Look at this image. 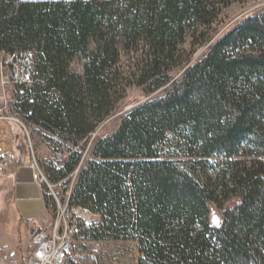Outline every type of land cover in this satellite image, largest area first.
I'll return each mask as SVG.
<instances>
[{
	"label": "trees",
	"instance_id": "obj_1",
	"mask_svg": "<svg viewBox=\"0 0 264 264\" xmlns=\"http://www.w3.org/2000/svg\"><path fill=\"white\" fill-rule=\"evenodd\" d=\"M245 1L0 0V52L35 60L14 110L46 135L49 182L67 193L79 169L69 205L99 217L79 225L76 241L135 242L137 264H264V8L214 41L208 32ZM131 86L166 89L96 140L82 165ZM13 148L27 167L25 141ZM58 154L67 157L55 163ZM198 166L218 185L199 179ZM233 197L239 204L214 225L213 205Z\"/></svg>",
	"mask_w": 264,
	"mask_h": 264
},
{
	"label": "rangeland",
	"instance_id": "obj_2",
	"mask_svg": "<svg viewBox=\"0 0 264 264\" xmlns=\"http://www.w3.org/2000/svg\"><path fill=\"white\" fill-rule=\"evenodd\" d=\"M263 8L264 0H246L244 3H237L225 9L218 18L217 22L208 31L212 37V41L217 39L223 32L242 18L258 13L263 10ZM191 43L192 38L188 37L185 44L182 46V50L186 54H190L192 51ZM206 48L207 46L199 49L193 56L192 62L201 58ZM122 63L124 70L128 69L131 64L126 58L123 59ZM72 67L78 72H83V62L80 60H75ZM183 71L184 70L182 68L175 70L172 75L175 79H177L181 76ZM165 89L148 94L141 87H129L126 90V98L120 102L114 113L97 128L96 132L88 141V148L82 165L90 158L93 143L96 140L115 133L118 130L123 118L132 109L141 103L162 96ZM28 131L31 142H29L27 132H25L20 126L13 122H2L0 124V156L4 155L6 152L14 150L13 142L15 139H19L25 141L27 144L29 152L27 153L26 158L30 159L32 156L31 152L33 151L34 156L41 165L43 162L51 159L53 154L48 142L46 141L45 133L34 126H30ZM176 160L181 161V163H187L188 159L179 157L176 158ZM212 161H220V159L214 158ZM14 166L15 165H12L7 173L0 176V246L5 244L13 247L20 246L28 241L29 233L31 231L16 206L15 176L17 173L15 172L16 169L13 170ZM195 174L204 183L218 185L217 177L212 173L199 168V166L195 169ZM78 175L79 169L74 173L72 178L73 183H71L68 189L71 187L73 191ZM53 190L59 197H64L66 186L63 184L59 187L53 186ZM45 194L52 198L49 190H46ZM47 203L48 202H46V204ZM238 204V199L233 197L230 198L229 201L223 203L222 208L213 205L212 218L215 216L220 221L226 209H232ZM93 219V223L99 222V217L95 216ZM74 253L75 264H137L140 258L138 244L135 242L107 241L101 243H91L75 240Z\"/></svg>",
	"mask_w": 264,
	"mask_h": 264
},
{
	"label": "built area",
	"instance_id": "obj_3",
	"mask_svg": "<svg viewBox=\"0 0 264 264\" xmlns=\"http://www.w3.org/2000/svg\"><path fill=\"white\" fill-rule=\"evenodd\" d=\"M34 68V56L30 52H0V124L5 121L17 124L27 132L29 142L28 124L14 110V105L21 87L33 83ZM31 153L27 167L32 170L33 183L42 195L45 211L37 219L25 220L31 230L26 243L16 247L6 244L0 246V264H75L74 242L78 227L81 223L91 225L95 215L88 209L69 205L71 187L64 197L56 195L53 186L59 187L64 182L52 185L33 151ZM66 157L56 155L55 163H61ZM17 161L13 150L0 156V176L7 173ZM46 190L51 193L54 206L46 204Z\"/></svg>",
	"mask_w": 264,
	"mask_h": 264
},
{
	"label": "water",
	"instance_id": "obj_4",
	"mask_svg": "<svg viewBox=\"0 0 264 264\" xmlns=\"http://www.w3.org/2000/svg\"><path fill=\"white\" fill-rule=\"evenodd\" d=\"M15 198L17 209L25 220L37 219L45 211L42 195L33 183L32 170L28 167L20 169L15 176Z\"/></svg>",
	"mask_w": 264,
	"mask_h": 264
},
{
	"label": "snow or ice",
	"instance_id": "obj_5",
	"mask_svg": "<svg viewBox=\"0 0 264 264\" xmlns=\"http://www.w3.org/2000/svg\"><path fill=\"white\" fill-rule=\"evenodd\" d=\"M213 222H214L215 224L219 225V220H218V218H216L215 216L213 217Z\"/></svg>",
	"mask_w": 264,
	"mask_h": 264
},
{
	"label": "crops",
	"instance_id": "obj_6",
	"mask_svg": "<svg viewBox=\"0 0 264 264\" xmlns=\"http://www.w3.org/2000/svg\"><path fill=\"white\" fill-rule=\"evenodd\" d=\"M25 168H26V167H25ZM14 169H16L15 172L18 173V171H19L21 168L17 167V163H16L15 166H14V168H13V170H14Z\"/></svg>",
	"mask_w": 264,
	"mask_h": 264
},
{
	"label": "bare ground",
	"instance_id": "obj_7",
	"mask_svg": "<svg viewBox=\"0 0 264 264\" xmlns=\"http://www.w3.org/2000/svg\"><path fill=\"white\" fill-rule=\"evenodd\" d=\"M31 140V139H30Z\"/></svg>",
	"mask_w": 264,
	"mask_h": 264
}]
</instances>
